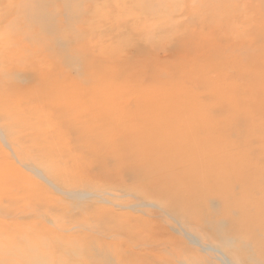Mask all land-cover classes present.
I'll return each mask as SVG.
<instances>
[{
  "label": "rangeland",
  "instance_id": "1",
  "mask_svg": "<svg viewBox=\"0 0 264 264\" xmlns=\"http://www.w3.org/2000/svg\"><path fill=\"white\" fill-rule=\"evenodd\" d=\"M163 1L169 7L160 0L142 6L133 5V0H70L74 7L61 9L51 0H33L29 14L35 26L50 34L49 41L36 43V31L15 13L22 0H0V71L5 74L0 78V98L14 94L12 102L17 99L13 104L18 108L32 83L33 91L51 95L63 88L56 107L47 99L41 102L45 108L22 102L24 112L19 114L12 107L11 131L0 121V246L23 238L30 240V248L19 246L20 250L48 253L51 240L32 245L34 236L15 230L42 224L48 230L40 236L56 231L66 238L94 240L95 246L83 253L73 254L66 247L64 264H85L83 257L98 264H122L119 257L130 252L158 263L245 264L237 258L242 252L229 226L235 210L257 200L251 171L264 175V0ZM220 2L228 5L224 14L216 10ZM202 14L213 19L207 15L201 20ZM127 27H144L148 33L143 45L147 54L141 61L130 44L136 35H125ZM121 35L127 40L130 35L131 42L125 44ZM78 42L90 44L95 53L106 49L116 64L136 67L117 74L112 70L115 64L109 63L104 67L108 75L89 79L83 58L72 52ZM17 86L21 91L13 93ZM88 93L94 98L89 103ZM150 100L165 101L170 108L159 106L153 111L166 113L148 122L160 128L170 125L171 133L178 129L173 141L186 137L180 142L197 147L187 149L194 152L189 162L210 165L203 171L214 191L201 192L199 218L175 213L154 196V187L122 175L119 167L125 162L120 156L94 159L86 134L84 139L66 134L72 123V129L87 130L82 123L93 125L90 116L97 120L103 115L109 124L126 125L133 119L122 113ZM140 117L142 113L136 119ZM129 163L125 165L133 169L141 165ZM236 177L253 187L245 196L236 195L241 200L233 207L225 206L232 200L231 180ZM35 200L46 202L50 210H37ZM257 219L246 227L262 225L264 221ZM133 242L137 247L129 249ZM245 250L248 264H264V247L255 251L247 242ZM13 259L8 264H18Z\"/></svg>",
  "mask_w": 264,
  "mask_h": 264
},
{
  "label": "bare ground",
  "instance_id": "2",
  "mask_svg": "<svg viewBox=\"0 0 264 264\" xmlns=\"http://www.w3.org/2000/svg\"><path fill=\"white\" fill-rule=\"evenodd\" d=\"M32 1L33 0H22L21 3L17 4V8H16L15 13L19 14L23 21H26L28 24H30V27L32 30L34 29V31H36L34 33L35 34L34 39H33L34 42L39 43L41 41V39L45 40V41H47V40L49 41L50 40V34L42 32V29L39 28V26H35L36 22L33 18L34 15L29 14L30 13L29 9L31 8L30 4ZM151 1H153V0H133V2H134L133 5H135V6L141 5L142 6V5H145L147 2L151 3ZM51 2H56L57 6L60 7L61 9H65L69 5H72L70 3V0H51ZM161 2H165V1L160 0V4H161ZM38 4L40 5V3H38ZM47 5H49V4H47ZM161 5L163 6V4H161ZM72 6L74 7V5H72ZM165 6L169 7L168 4L166 5V2H165ZM198 6H200V5H198ZM227 6L228 5L225 2L224 3L220 2L216 6V10H219L222 12V14H224V10ZM153 9H151V10H153ZM95 10H96V8H95ZM95 10H93V11L95 12ZM70 11H71V9H70ZM9 14H12V13L9 12ZM209 14H202L201 20L206 19L207 15H208V17H207L208 19L209 18L213 19V17H211ZM37 24H39V23H37ZM39 25L41 26L42 24H39ZM152 26H154V25H152ZM150 31H149V33H150ZM146 32H145L144 27H135V28L134 27H127V29L125 31V35L130 34V33H133L134 35H136V40H134L132 42L130 41L131 40L130 35H128L130 37V39H128V40L125 39V35H121V38H122L123 42H125V44H129L131 42L130 44L136 47V55H137L138 61H141V59L146 57V54H147L146 50L144 49V46H143L144 44L148 43V39H147L148 33H146ZM92 35H94V34H92ZM97 37L100 38L101 36L99 37L97 35ZM89 39H90V37H89ZM152 42L154 43V41H152ZM89 45L90 44L85 43V42H78V44H76L74 49H73L74 51H72V52H76L77 54H79L83 58L84 63H86V69L88 70V73L86 75H88L89 79L90 78L92 79L93 77H98V76H100L102 78V76L108 75L109 73L106 72V69L108 68L107 64H109V63L115 64L114 65L115 69L113 68L112 70L114 71V73H117V74H123L124 72H126L130 69L133 70V69H135L134 67H136V66H134V67L129 68L128 66H126L125 63L116 64L115 59L113 58L114 55L109 54L108 51H105L106 49L101 50L100 48H98L96 53H95L93 51V48L91 49L89 47ZM105 48H107V46ZM75 59H77V58H75ZM62 61H63V59H62ZM106 65H107V68L105 67ZM6 72H9V71H5V73ZM3 74H4L3 71H0V78H2ZM33 84L34 83H32L29 87L27 86V90L24 92L25 94L21 98L22 102L25 101L28 103L27 105H34L35 104V105H39L40 108H42V107L45 108V106H43L41 102H43L47 99V101L50 104L53 103V106L56 107L57 105H59V102L61 100V96H60L61 93H59V91L60 90L63 91V88L61 86H60V88H61L60 90L56 88V90L53 91V95H51V92L47 91V90H45L43 92H39V89H36L35 91H33L34 90L32 88ZM52 88H53V86H52ZM19 90L21 91V89H19V87H18L17 90L16 89L13 90V93H17ZM71 94L73 97L75 96L73 92ZM13 95L14 94L9 93L8 95H4L3 97L0 98V100H1L0 101V121L3 122V124L5 125V128L8 131H11L10 126L8 124H10L9 121L12 119L11 112H14L12 107L16 108V113H18V114H19V112H21V113L24 112L22 110L23 108L19 107V106H21L22 102L19 103L18 108H17V105L13 104V102L14 103L17 102L16 101L17 99H15L12 102V99L14 97ZM87 95H88V97L86 98L87 103H89V101L91 102L92 100H94L91 93H88ZM151 101H153V104H155V105H152ZM8 102H12V103L9 104ZM159 106H166V107L170 108L169 107L170 105H168V103H166L165 101L161 102L159 104V102H156V100H150L147 103V105H145L144 103H142L140 105H136L135 111H131V112L130 111H128V112L124 111L122 113L123 116H125V119H126V117L129 118L130 120L133 119V121H128L126 123V125L109 124V123H107V120H105L106 118L103 115L99 116L97 118V120L96 119L91 120V118H93V117L90 116V119H88V122L92 121L93 125H95V126H93V125L90 126L89 123H82V125L85 124V127L84 126L83 127L86 128L87 130L83 131L84 130L83 128H81L80 130H77L76 128H74L75 129L74 130L71 127L73 125V123H72L70 128L66 127V134L75 136V139L76 138L77 139L78 138L84 139L85 134H86L89 137V139L91 138L90 140H91V143L93 144V146L89 148V149H91V151H90L91 153H89V154H91V156L94 159H96V160L97 159L107 160V159H110L111 157L116 156V155L120 156L121 159H123V161L125 162L124 166L119 167L122 175L130 174L134 178L143 180L146 185H149L150 187L151 186L154 187L156 189L154 196H156V198L160 202L165 204V206H169L175 213L180 215L181 212H184L185 214H188V216L190 218H194V219L199 218L202 213L199 212L197 205H198L199 200H201V196H200L201 192L202 191H204V192L205 191L206 192H213L214 191V190H212V187L209 184L210 183L209 178L207 179L204 176L205 171H203V169L210 168V165L208 167L204 168L201 166V163L196 164V163H193L192 160H190V162H189L188 158L192 157L194 155V152L193 153H190V152L187 153V149L196 150L197 147H195L194 145H191L189 143L180 142V141L186 140L185 139L186 137L182 138L184 140L179 139V141H178V139H177V141H173V139L175 138L174 134H176V132L174 130L177 131L178 129H174L173 132L171 133L170 131L172 130V128L170 127V125L169 126L165 125V128H160V126H158V124L148 122V121H152L154 118H157V116L159 114L164 115L166 113V112H161L162 110L160 112H158L159 110L157 112L153 111V110H156ZM154 107H156V108H154ZM102 110H105V108L101 109V111ZM146 110H149V111H146ZM150 110L153 112H151ZM49 111H51V109H49ZM82 111H83V109H82ZM82 111H81V113H82ZM88 112H89V110H88ZM27 113H28V109H27ZM85 113H86V111L84 112V114ZM141 113H142V117H140V118H142V119L137 120L136 118H138V115ZM148 114H152V115L149 116ZM89 115H91V114H89ZM56 116H58V115H56ZM111 116H113V115H111ZM86 117H88V116H86ZM84 119L85 118H83V120ZM72 121H74V120H72ZM83 122H85V120ZM75 125H74V127H75ZM31 127H28V128L31 129ZM23 129H25V127ZM166 129H168V130H166ZM178 132H180V131L178 130ZM187 136L190 137L191 135L188 134ZM81 148L83 149V146ZM133 160L140 162L141 163L140 167L133 169L132 167L125 165V164H127ZM123 161H122V163H123ZM220 165H222V164H220ZM148 166H153L154 169H150V168L147 169ZM195 167H198L200 169H195ZM205 174H207V173H205ZM216 174H217V172H216ZM219 176H221V175H219ZM249 176H250V173H249ZM251 176L255 180L253 195H254V197L257 198V200L256 201L254 200L255 203L248 208L246 207V208H243L240 210H235L234 213L232 212L233 215L235 214L236 217H232L231 216L232 213H231L230 216L232 218H230L231 221H230V226H229V232L231 234H233V236L235 237V240L237 242V246H239L238 249H240L242 252V255L238 256L237 258L239 260H243L245 262V264H248V262H249V258L247 257V254H245V252H246L245 244L247 242L253 246L255 251H258V249L260 247H264V222L262 225H259L257 227L256 226L253 227L252 223L249 227H246V224H245L246 222H252V221L256 220V218H258L257 220L261 219L264 221V175H260V172L251 171ZM207 177H208V175H207ZM251 183H250V181L248 183H243L242 180L239 179L238 177L232 178L231 190H230V193H233L232 195H230L232 200L230 202H227L225 204V206L233 207L236 204V200L241 198V197L240 198L236 197V195H240V196H241V194H242V196L247 195L246 192H247L248 188L253 187V185H251ZM234 190H235V192H234ZM34 198H36V197L32 196L31 200H33ZM225 198L226 197L222 196L221 200L223 201ZM35 201L36 202H32V203H33V206L37 210H39V209L40 210L41 209H43V210L49 209L50 210V206L46 202H43L40 200H35ZM227 208L228 207H226V209ZM196 209H198V211H192V210H196ZM254 215H256V216H254ZM182 216H183V214H182ZM56 223H58V222H56ZM15 230L16 231H19V230L23 231L24 230V231H27L28 235L34 236L33 241H31L32 245H34V244H36V246L41 245V244L46 245L47 241L51 240L50 243L52 246H50V248H48V253H44L43 252L44 250L37 251L36 249L20 250L19 246L30 248V240L29 239L23 240V238H22V239H18L17 241L16 240H14V241L10 240V242L7 240L6 243L8 245L7 244L5 245V243H4L3 246H0V264H8L11 261L10 259L12 257L16 258V259H13V261L15 260L16 262H18V264H64L63 261L67 260V258H68L65 254V248L66 247H70L71 250H69V251H71V252L74 250V252H73V254H74L75 250L77 251V253H83L82 251L85 250V252H86L89 248H92L95 246L94 245L95 243H93L94 240H92V239L84 240V239H81L80 237H77V236L73 237V238L72 237L66 238V237L60 236L56 231H55V233H51L47 236H45V235L40 236V235H42L40 232L46 233V231L48 230V228L43 226L42 224L35 226V227H30V226L22 227L21 229L18 228ZM106 230L110 231V232H112V231L121 232L122 231V230H114L113 227H106ZM252 238H254V239H252ZM131 244L128 247L129 249H132V247H137V244L135 242H133ZM96 245H97V243H96ZM99 245H101V247L103 246V248L105 247V245H102V244H99ZM78 249L80 251H78ZM90 251H91V249H90ZM114 251H115V249H114ZM118 251L116 253H119ZM82 257H83V255H82ZM121 257H119V259H120V262L122 264H171V263H167V262L158 263L157 261H154V260L149 259V258H145L142 255H137V254L135 255V254H133V252H130L128 257H126L125 255L121 256ZM83 258H84L83 260H85V264H98L97 261H94L95 259L92 257H91V259L86 258V257H83ZM116 258H117V256H116Z\"/></svg>",
  "mask_w": 264,
  "mask_h": 264
}]
</instances>
